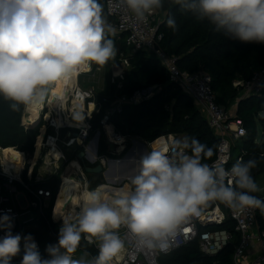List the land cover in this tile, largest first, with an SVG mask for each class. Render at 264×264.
<instances>
[{"label": "clouds", "instance_id": "1", "mask_svg": "<svg viewBox=\"0 0 264 264\" xmlns=\"http://www.w3.org/2000/svg\"><path fill=\"white\" fill-rule=\"evenodd\" d=\"M171 2L230 39L264 44V0ZM119 5L144 22L164 0H119ZM166 24L178 27L172 15ZM112 31L99 0H0V96L12 101L13 110L42 102L53 82L84 64L102 67L116 55L107 35ZM172 151L173 156L145 152L130 189L88 192L74 218L59 215L58 241L46 246V258L31 234H13L12 218L0 216V264H12L21 252L20 264H112L124 249L121 228L141 248L167 252L179 226L214 201L233 211L264 213V200L253 195L262 190L252 175L256 158L237 160L230 169L220 160L209 165L202 161L214 150L195 137L175 140ZM82 239L98 253L75 257Z\"/></svg>", "mask_w": 264, "mask_h": 264}, {"label": "built area", "instance_id": "2", "mask_svg": "<svg viewBox=\"0 0 264 264\" xmlns=\"http://www.w3.org/2000/svg\"><path fill=\"white\" fill-rule=\"evenodd\" d=\"M104 4L107 21L113 29L107 34L108 37L123 39L126 47L133 52L142 50L152 53L165 66L169 80L180 85L205 112L207 124L218 139L215 156L209 165L220 160L225 162L226 169H230L237 160L243 157L244 152L240 151L234 155L232 150L235 141L243 137L246 130L242 120L234 112L230 113L217 102L216 94L211 86V76L205 71L189 73L180 70L176 64V58L160 48L163 36L159 31V26L163 18L158 10L148 15L146 21L138 22L128 10L119 5V0H104ZM125 60L120 57L118 62L112 64L111 82L117 86V89L122 87V81L119 78L123 79L124 65L122 62ZM90 70L91 64H84L78 70L74 80L67 84L65 95L51 99V87L55 84L53 82L48 86L43 101L36 109H31L30 105L23 106L22 124L24 127H30L29 123L34 121H36V125L40 123L36 139L42 135L39 154L46 151L43 163L47 170L45 177L36 175L35 179H31V174L28 169H25L23 152L22 167L19 171H8L14 165L13 162H4L0 158V216L7 214L12 218L13 227L11 230L13 234L28 235L27 230L35 217L33 209H37L39 215H44V209L48 206L45 202L52 199V191L42 185L43 179H52L62 167L59 173L58 189L63 182V175L74 159H67L61 152V147L80 146L82 149L79 152H83L84 158L89 163L100 164L107 170L110 161L119 159L116 158L117 154L108 150L106 141L113 142L117 149H121L120 152L123 153L126 140V136L116 130L111 122V117L120 113L127 105H135L150 99L159 88L157 84H152L135 89L130 93L115 95L113 98L102 97V102L98 105L95 101L94 89L83 87L79 83L80 75L86 74ZM232 84L241 90L243 95H261L264 91V67L254 71L249 79H235ZM71 100L81 101L83 106L78 108L76 103H71ZM91 104L93 107L89 110ZM102 104H105V108L97 120V114L100 113ZM103 132L106 136L107 150L105 152L99 150V138ZM159 139L163 140V144L157 150H163L169 156H173V142L182 138L177 134L170 133L155 140ZM152 142H143L149 147V151L155 149L152 147ZM52 146L59 150L57 158L48 155V150ZM47 156L48 158H46ZM61 159L65 163L60 164ZM79 167L80 170L74 178L80 183L81 188L89 189L86 175L80 163ZM23 174L27 179H24ZM119 182L115 181L113 185H108L112 189L131 188L129 180L125 179ZM56 225L60 229L61 218L58 219ZM119 231L124 240V249L121 256L118 254L113 258L112 264H159L162 254L169 253L190 242H196L200 252L208 256H214L231 245L233 248L232 264H264V230H260L257 226L256 209L233 211L219 201L209 202L207 206L202 207L199 216H193L179 226L167 252L141 248L125 228H121ZM3 235L4 232L0 231V238ZM31 235L40 251L41 246L38 239L35 235ZM22 254L21 252L14 257L12 264H20Z\"/></svg>", "mask_w": 264, "mask_h": 264}, {"label": "trees", "instance_id": "3", "mask_svg": "<svg viewBox=\"0 0 264 264\" xmlns=\"http://www.w3.org/2000/svg\"><path fill=\"white\" fill-rule=\"evenodd\" d=\"M99 2L103 5L107 18L104 0ZM158 12L163 18L159 26L163 36L160 48L176 58L180 70L189 73L207 72L211 76V86L217 102L228 110L238 94V89L232 84L233 81L249 79L254 71L264 67V44L230 39L217 32L206 20L200 21L193 14L182 11L171 0H164L163 8L158 9ZM169 15L175 17L178 26L175 31L166 24ZM133 59L131 66L124 71L122 87L117 89V94L130 93L152 84H157L159 88L150 99L135 105H127L120 113L114 114L111 122L116 130L127 139H142L146 142H152L170 133L195 137L202 144L213 148L214 155L202 161L209 164L215 156L218 139L209 128L200 107L180 85L169 80L167 69L152 53L138 50L134 52ZM97 100H101L99 95ZM11 104L12 101L0 96V148L12 147L31 156L40 123L24 127L22 124L24 105L13 110ZM104 108L105 104L97 114V120ZM234 114L242 120L246 134L237 139L232 153L234 154L238 148L239 152H244L243 161L252 158L259 161L257 168L252 170L257 182L258 177L264 173V160L260 159L261 153H264V91L261 95L253 94L241 98ZM95 123L97 126V121ZM104 146L102 140L101 149ZM23 177L25 178V174ZM100 177V175L95 177V180L90 178L91 189L102 183ZM59 181V175H55L43 184L52 191L50 206L44 215H39L35 219L37 228L29 231L38 239L40 253L45 258L46 246L58 241L59 228L51 220L50 214ZM253 195L264 200L262 193L257 192ZM256 223L260 230H264V213L259 209H256ZM78 250L92 256L98 253L95 244H88L84 239ZM232 252L233 248L229 245L214 256L203 255L197 243L190 242L162 254L159 264H232Z\"/></svg>", "mask_w": 264, "mask_h": 264}, {"label": "bare ground", "instance_id": "4", "mask_svg": "<svg viewBox=\"0 0 264 264\" xmlns=\"http://www.w3.org/2000/svg\"><path fill=\"white\" fill-rule=\"evenodd\" d=\"M83 65H81L75 72L71 73L67 78L61 79L55 82V84L51 87V99H53L56 96H63L65 95V92L67 90V84H69L72 80H74L77 72L79 69H81ZM71 103H76L78 108H81L82 102H76L75 100H71ZM40 105V103L37 104V107ZM92 108V106H90ZM32 122V121H31ZM42 135H40L37 139L36 144V156L39 154L40 150V143H41ZM152 147L155 149L161 148V145L163 144V140H155L152 142ZM48 154L52 155L53 157L57 158L59 155V150L52 146L48 150ZM43 156V155H42ZM142 156V148H140L139 143H134L131 149L128 151L127 155L124 159V162H112L108 164L107 170L104 172L106 179L108 182L110 181H119L122 180V178H125L126 180L131 179L137 172H138V160ZM0 158L3 159L4 162L11 161L13 162V166L11 169H8V171H19L22 167V159L23 154L22 152L16 150L15 148L9 147V148H0ZM132 161L135 162V165L132 166ZM80 167L79 164L73 160L69 166L67 167L64 175H63V182L61 183L57 197L54 203L53 208V217L55 219L61 218L59 215L64 213L63 216L65 217H75V214L77 213L75 209V204L80 206L83 203L82 197L86 195L88 192L94 191V190H100L104 192L105 194H109L110 191L113 189L109 185L100 186L96 189L89 190V189H83L80 186V183L74 178L75 174L79 171ZM120 170H126L123 175H119ZM118 174H117V173ZM128 189V188H127ZM72 208V209H70ZM79 212V211H78ZM57 215H56V214ZM119 255H122V251L119 253Z\"/></svg>", "mask_w": 264, "mask_h": 264}, {"label": "rangeland", "instance_id": "5", "mask_svg": "<svg viewBox=\"0 0 264 264\" xmlns=\"http://www.w3.org/2000/svg\"><path fill=\"white\" fill-rule=\"evenodd\" d=\"M110 39H112L115 49H116V55L110 59L104 66H98L94 63H91V70L83 75H80L79 77V82L82 86H90L93 85L99 92V94H110L115 95V93H117V86L113 85V83L111 82V78H112V64L118 62V59L121 57L123 59H126L123 63L124 65V71L129 68L132 64V61H134L133 59V54L134 52L132 50H130L129 48H127L125 46V43L123 42L122 39H118L115 37H108ZM127 63V64H126ZM124 71L122 73L123 78H124ZM121 81L123 80L122 78ZM52 92V89L51 91ZM246 95H243V92L241 90L238 89V94L237 96L234 98L233 102L230 104V106L228 107V111L230 113L235 112V109L237 107V103L241 98H244ZM204 116V115H203ZM260 133H261V128L259 129ZM137 140H141V139H137ZM237 140L235 141L236 144ZM135 142L133 141L132 138L130 139H126L125 140V151L121 154L122 156L125 155V153H127L131 147L133 146ZM35 144H37V139ZM153 144V143H152ZM46 151H42L41 155L39 154L38 158H35L36 155V151H34V153L31 156H28L27 154L24 153L25 155V159H26V163H25V167L28 168L30 167V164H33V162H36V167L37 169L40 166H44L43 163V158L45 156ZM239 153L238 148L234 151V155H237ZM70 154V153H69ZM43 155V156H42ZM50 155V154H48ZM118 156V157H121ZM75 157V156H74ZM48 158V156L46 157ZM34 160V161H33ZM76 161V160H75ZM65 163V161L63 162V160L61 159L60 164ZM67 165V163L65 164V166ZM61 167V165H60ZM62 168V167H61ZM60 173V170L58 171L57 175ZM101 179H103V182L106 183L104 181V177H100ZM257 184L260 186V188L262 189L259 193L264 194V173L261 174L258 179H257ZM104 185H108V184H104ZM128 188V187H127ZM83 253L79 250H77V252L74 254L75 257H79L80 255H82Z\"/></svg>", "mask_w": 264, "mask_h": 264}, {"label": "crops", "instance_id": "6", "mask_svg": "<svg viewBox=\"0 0 264 264\" xmlns=\"http://www.w3.org/2000/svg\"><path fill=\"white\" fill-rule=\"evenodd\" d=\"M125 43V42H124ZM83 75V74H82ZM80 83V82H79ZM113 85L115 86V84L113 83ZM83 87H86V88H88V87H91V88H93L94 89V91H95V101L97 102V104L98 105H100V103L102 102V97H106V98H109V97H111V98H113V97H115V95H118L117 93L115 94V95H110V94H99V92H98V90L93 86V85H90V86H83ZM99 95V97H101V100L100 101H98L97 100V96ZM90 106H92L93 107V105L91 104ZM90 106H89V110H91L92 108H90ZM199 106V105H198ZM101 107H103V104H102V106ZM101 107H100V111H101ZM200 107V106H199ZM30 108L31 109H36L37 108V104H32V105H30ZM200 109H201V107H200ZM99 111V112H100ZM201 111H202V114L206 117V114H205V112L201 109ZM101 116V115H100ZM35 122V125H36V121H34ZM34 125V126H35ZM31 127V126H30ZM63 134V133H62ZM105 134H104V132L101 134V136H100V138H99V150L101 151V152H105L106 150H107V146H106V143H105ZM178 137H180V138H184L185 137V135L184 134H178ZM127 139V138H126ZM104 141V143H105V146H104V148L103 149H101V141ZM141 141L142 142H146V141H144V140H142L141 139ZM35 142H36V140H35ZM125 143V142H124ZM149 143V142H148ZM146 145V144H145ZM146 147H147V150L149 151V147L146 145ZM82 148L80 147V146H78V147H74V148H66V147H61V152L63 153V155L67 158V159H74V160H76V162L79 164L80 163V165L82 166V168H83V171H84V173H85V175H86V180H87V183H88V188H89V190H93V189H91L90 187H91V185H90V178L92 177V180H95L96 178L95 177H97V176H102V177H104V181L106 182V183H104L103 182V179H102V183H100V184H98L95 188H97L98 186H100V185H103V184H110V185H113L114 183H115V181H113V182H111L110 183V181L108 182V180L106 179V176H105V174H104V172L106 171L105 169L106 168H104V167H102V171L101 172H99V173H91V172H86L85 170H84V166H90V167H93V166H95V165H97V164H95V165H92L91 163H89L85 158H84V155L82 156V158L80 159V158H78V153H79V151L81 150ZM34 151H36V148H35V144H34ZM34 151H33V153H34ZM121 151V149L119 150L118 149V152L116 153L118 156H120L121 154H122V152H120ZM124 151H125V149H124ZM22 152V151H21ZM24 153V152H23ZM70 153V154H69ZM75 156V157H74ZM124 156V155H123ZM122 155H121V157H116L117 159H121L122 157H123ZM39 157V154H38V156H36L35 158H38ZM34 161V160H33ZM117 161V160H116ZM61 162V161H60ZM25 163H26V159H25ZM109 166V165H108ZM25 169H28V172L31 174V179H35V176L37 175V176H39V177H45L46 175H45V171L47 170L46 169V167H45V165L44 166H40L38 169H37V167H36V162H33V164H30V167H28V168H25ZM62 169V168H61ZM61 169H60V172H61ZM80 170V169H79ZM117 173V172H116ZM118 174V173H117ZM59 175V174H58ZM91 175V176H90ZM90 176V177H89ZM24 179H27L26 178V176H25V178ZM29 179V178H28ZM59 179H60V175H59ZM47 179L46 178H44L43 179V181L41 182L42 183V185L45 183V182H47L46 181ZM50 180V179H49ZM125 180V178L123 179V180H119V181H124ZM118 181V183H120ZM60 182V181H59ZM109 185V186H110ZM44 186V185H43ZM94 188V189H95ZM56 197H57V194H56ZM56 197H54V198H56ZM55 200L56 199H54V202H53V205H52V207H51V214H50V218H51V220L53 221V223H55V225L57 224V222H58V219H55L54 217H53V208H54V203H55ZM50 202H51V199H50V201L49 202H45V204H47L48 206L47 207H45V209H44V213H45V210L46 209H48L49 208V206H50ZM70 209H72V208H70ZM73 209H75L76 210V212H78L79 211V206H77L76 204H75V207L73 208ZM33 212H34V215H35V217H34V219H33V221L31 222V226H30V228L27 230V234H30V230H32V229H35V228H37V222L35 221V219L39 216V213H38V211H37V209H33ZM57 226V225H56ZM58 228V227H57ZM96 246V245H95ZM82 253L83 254H85L83 251H82Z\"/></svg>", "mask_w": 264, "mask_h": 264}, {"label": "water", "instance_id": "7", "mask_svg": "<svg viewBox=\"0 0 264 264\" xmlns=\"http://www.w3.org/2000/svg\"><path fill=\"white\" fill-rule=\"evenodd\" d=\"M34 125H35V122H32V123H29L28 126H34ZM133 141L136 142V143H139V144H140V147L142 148V155H143L145 152H148L145 143H143L141 140L139 141V140H137V139H133ZM106 143H107V145H108V150H109L110 152H112V153H114V154H116V153L118 152V149H117V147L114 145L113 142H111V141H106ZM127 153H128V152H127ZM127 153H125V155H124L121 159H119V160H117V161L113 159L112 162H121V163L124 162V159H123V158L126 157ZM82 156H83V152H79V153H78V158L81 159ZM131 165L134 166V165H135V162L132 161ZM84 170H85L86 172L99 173V172L102 171V166H101L100 164H97V165H95V166H93V167H90V166H84ZM125 171H126V170H123V171L120 170L118 173H119V175H123ZM123 179H124V178H122V180H123Z\"/></svg>", "mask_w": 264, "mask_h": 264}]
</instances>
